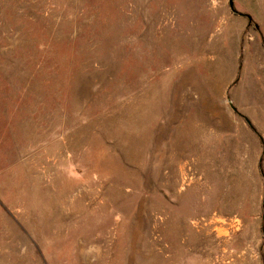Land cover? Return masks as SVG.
<instances>
[{"label":"rangeland","instance_id":"obj_1","mask_svg":"<svg viewBox=\"0 0 264 264\" xmlns=\"http://www.w3.org/2000/svg\"><path fill=\"white\" fill-rule=\"evenodd\" d=\"M0 0V264H264V0Z\"/></svg>","mask_w":264,"mask_h":264},{"label":"crops","instance_id":"obj_2","mask_svg":"<svg viewBox=\"0 0 264 264\" xmlns=\"http://www.w3.org/2000/svg\"><path fill=\"white\" fill-rule=\"evenodd\" d=\"M263 127H260L257 124L256 127V135L260 137V139L264 142V125ZM263 150L260 152L259 149H257V163L259 167H264V145L262 146ZM261 179H264V175L261 173Z\"/></svg>","mask_w":264,"mask_h":264},{"label":"water","instance_id":"obj_3","mask_svg":"<svg viewBox=\"0 0 264 264\" xmlns=\"http://www.w3.org/2000/svg\"><path fill=\"white\" fill-rule=\"evenodd\" d=\"M228 6H229V9H230V11H231L232 13L238 14L239 16H245V17L248 19V23L251 22V18H250L248 15H244V14L238 13V12L234 9L233 0H228Z\"/></svg>","mask_w":264,"mask_h":264},{"label":"trees","instance_id":"obj_4","mask_svg":"<svg viewBox=\"0 0 264 264\" xmlns=\"http://www.w3.org/2000/svg\"><path fill=\"white\" fill-rule=\"evenodd\" d=\"M263 236H264V216H263Z\"/></svg>","mask_w":264,"mask_h":264}]
</instances>
